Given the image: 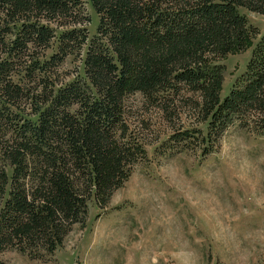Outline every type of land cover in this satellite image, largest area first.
Returning a JSON list of instances; mask_svg holds the SVG:
<instances>
[{
  "label": "trees",
  "instance_id": "obj_1",
  "mask_svg": "<svg viewBox=\"0 0 264 264\" xmlns=\"http://www.w3.org/2000/svg\"><path fill=\"white\" fill-rule=\"evenodd\" d=\"M88 2L98 17L90 40L81 0H0V256L43 260L83 224L90 198L98 210L107 206L144 156L124 118L129 95L139 94L168 123L182 102L205 133L178 130L169 138L197 140L204 154L234 124L264 130V34L251 45L256 33L237 11L264 17V0ZM52 42L55 52L39 61ZM84 46L82 80L48 90L40 80L35 91L12 82L20 66L26 76L49 72ZM247 48L243 74L220 99L213 63ZM21 104L34 122L18 125L11 109Z\"/></svg>",
  "mask_w": 264,
  "mask_h": 264
},
{
  "label": "rangeland",
  "instance_id": "obj_2",
  "mask_svg": "<svg viewBox=\"0 0 264 264\" xmlns=\"http://www.w3.org/2000/svg\"><path fill=\"white\" fill-rule=\"evenodd\" d=\"M81 2L89 18L82 28L90 40L98 17L88 0ZM237 11L255 31L250 39L255 44L264 34V17ZM55 47L52 42L39 61H47ZM250 48L213 63L222 77L220 99L243 74ZM84 51L85 46L66 55L49 72L34 70L26 76L20 66L12 82L35 91L41 89L40 80L47 90L80 81ZM181 96L193 94L184 91ZM142 101L139 94L129 95L124 118L144 156L107 206L98 210L90 198L83 224L72 226L61 246L43 260L6 251L0 256L2 264H264V130L256 134L234 124L217 148L204 154L197 140L169 138L178 130L205 133V124L195 123L182 102L179 118L168 123ZM25 106L11 109L18 125L35 121L30 106Z\"/></svg>",
  "mask_w": 264,
  "mask_h": 264
}]
</instances>
